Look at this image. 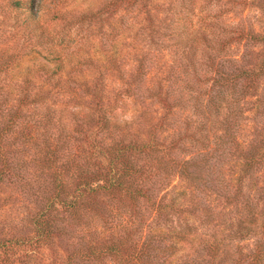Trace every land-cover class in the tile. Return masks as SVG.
<instances>
[{
  "label": "trees",
  "instance_id": "1",
  "mask_svg": "<svg viewBox=\"0 0 264 264\" xmlns=\"http://www.w3.org/2000/svg\"><path fill=\"white\" fill-rule=\"evenodd\" d=\"M67 1L0 0V264H264V0Z\"/></svg>",
  "mask_w": 264,
  "mask_h": 264
},
{
  "label": "rangeland",
  "instance_id": "2",
  "mask_svg": "<svg viewBox=\"0 0 264 264\" xmlns=\"http://www.w3.org/2000/svg\"><path fill=\"white\" fill-rule=\"evenodd\" d=\"M100 1L96 0H68L67 3L64 4L65 7H68L67 9H73V8H81V7H86L88 5L91 6L92 9L98 7L100 5ZM260 18V13L257 11L255 8H243V9H238L237 13H229L227 15V21L232 23V24H239L243 22L244 24H250L255 28H259L261 23L259 21ZM92 38V37H90ZM98 41V40H97ZM96 41V42H97ZM123 47V46H122ZM125 48H122V52H124ZM25 66L23 68V71L26 70ZM8 212L2 211L0 213L1 219H5L7 216ZM49 252L45 251L42 253V256H38L37 259L35 260L34 264H65L64 257L62 256L60 259L54 260L51 255H48ZM61 255V253H60Z\"/></svg>",
  "mask_w": 264,
  "mask_h": 264
}]
</instances>
